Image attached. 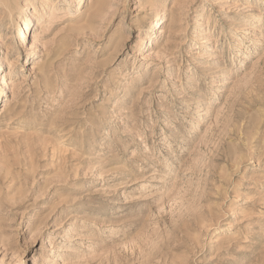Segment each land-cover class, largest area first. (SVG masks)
Here are the masks:
<instances>
[{"label": "rangeland", "instance_id": "obj_1", "mask_svg": "<svg viewBox=\"0 0 264 264\" xmlns=\"http://www.w3.org/2000/svg\"><path fill=\"white\" fill-rule=\"evenodd\" d=\"M20 2L0 264H264V0Z\"/></svg>", "mask_w": 264, "mask_h": 264}, {"label": "bare ground", "instance_id": "obj_2", "mask_svg": "<svg viewBox=\"0 0 264 264\" xmlns=\"http://www.w3.org/2000/svg\"><path fill=\"white\" fill-rule=\"evenodd\" d=\"M26 0H22V2H20L19 5V9H24L26 7ZM37 13V9L35 7L33 8H28L27 10L21 12V14L19 15V17H17L16 19V23L18 24L17 26V34H20L21 32H26L25 38L26 37H31L32 36V28H34L35 26L37 27V22L34 21L35 15ZM165 13L163 14V19H165ZM166 21V20H165ZM164 21V22H165ZM162 22V24L164 23ZM161 23L160 18H158L156 21H154V26L152 28V34H155V28ZM21 24V25H19ZM152 36V35H150ZM152 37L149 39V44H152ZM32 58V57H31ZM4 64L1 63L0 64V71L2 70V73L0 74V87H2V89L0 90V99L3 98V96L5 95V92L8 91L9 89V82L7 79L2 78V74L5 70Z\"/></svg>", "mask_w": 264, "mask_h": 264}]
</instances>
